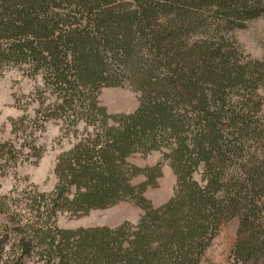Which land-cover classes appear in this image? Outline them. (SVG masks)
Returning <instances> with one entry per match:
<instances>
[{
    "label": "trees",
    "instance_id": "1",
    "mask_svg": "<svg viewBox=\"0 0 264 264\" xmlns=\"http://www.w3.org/2000/svg\"><path fill=\"white\" fill-rule=\"evenodd\" d=\"M262 15L264 0H0V80L42 81L40 111L0 141V187L44 155L50 120L75 138L51 191L0 192V264H200L232 219L235 263L264 259V61L236 36ZM107 87L137 92L136 108L110 112ZM154 151L155 164L132 160ZM166 163L176 183L155 206L146 191ZM124 201L135 222L58 225Z\"/></svg>",
    "mask_w": 264,
    "mask_h": 264
},
{
    "label": "rangeland",
    "instance_id": "2",
    "mask_svg": "<svg viewBox=\"0 0 264 264\" xmlns=\"http://www.w3.org/2000/svg\"><path fill=\"white\" fill-rule=\"evenodd\" d=\"M236 36L247 55L264 61V15L251 20L244 29L236 32ZM41 78H30L18 69H10L0 80V141L14 139L11 123L22 115L35 118L40 96L37 88L42 86ZM264 95V86L261 90ZM44 103L50 102L48 94ZM101 102L113 113L130 112L137 106L138 93L128 87H107L100 94ZM264 108V107H263ZM40 111V110H39ZM59 120H50L43 131L36 135L46 151L38 161H26L10 172L1 183L0 192L8 193L12 189L22 190L36 187L41 191H51L56 183L54 166L58 155L71 147L75 138L62 129ZM83 125V123H81ZM160 153L151 152L147 156L136 154L132 160L140 165L155 164L160 159ZM163 174L156 187H150L146 196L155 206L165 203L173 194L176 177L171 167L163 165ZM142 214L140 208L131 202H120L105 209L91 210L79 217L62 214L58 218V225L63 228L91 227L100 225L117 226L124 221L135 222ZM239 222L232 219L223 224L211 245L206 249L200 264H236L232 256V249L237 239ZM258 264H264V259Z\"/></svg>",
    "mask_w": 264,
    "mask_h": 264
}]
</instances>
